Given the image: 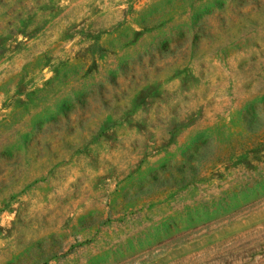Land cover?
<instances>
[{
    "label": "rangeland",
    "instance_id": "rangeland-1",
    "mask_svg": "<svg viewBox=\"0 0 264 264\" xmlns=\"http://www.w3.org/2000/svg\"><path fill=\"white\" fill-rule=\"evenodd\" d=\"M0 264H264V0H0Z\"/></svg>",
    "mask_w": 264,
    "mask_h": 264
}]
</instances>
